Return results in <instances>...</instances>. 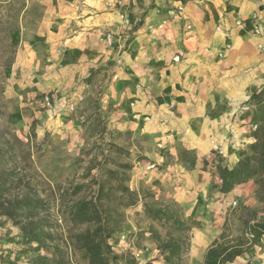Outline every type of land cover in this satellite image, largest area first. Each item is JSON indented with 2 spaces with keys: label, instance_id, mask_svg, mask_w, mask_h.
<instances>
[{
  "label": "crops",
  "instance_id": "crops-1",
  "mask_svg": "<svg viewBox=\"0 0 264 264\" xmlns=\"http://www.w3.org/2000/svg\"><path fill=\"white\" fill-rule=\"evenodd\" d=\"M179 4L185 7L183 17L159 28L155 8ZM256 11L262 12L264 23V3L257 0H29L14 35L16 58L7 75V94L13 96L11 109L6 99L9 119L11 113L12 120L26 121L33 112L38 118L42 112L36 110V96L57 91L61 97L76 86L86 106L110 105L111 130L145 141L143 152L138 150L144 161L134 165L144 173L140 180L133 177L131 188L145 184L158 198H173L202 222L193 231L191 250L198 255L196 264H204L208 247L223 231L231 202L259 207L253 180L227 194L219 191L212 145L214 141L226 151L222 164L233 166L254 142L253 111H243L240 103L264 83V57L251 32ZM188 23L191 31L184 29ZM107 33L113 34L112 45L105 40ZM209 49L215 52L207 56ZM221 50L227 54L224 58ZM100 72L107 88L98 102L93 80ZM65 119L68 127L75 124L71 116ZM180 144L195 151V168L179 162ZM151 164L155 168L148 169ZM133 210L145 217L142 205ZM130 219L133 216L115 236L136 230ZM245 262L264 264L263 246L252 247L231 264Z\"/></svg>",
  "mask_w": 264,
  "mask_h": 264
},
{
  "label": "trees",
  "instance_id": "trees-1",
  "mask_svg": "<svg viewBox=\"0 0 264 264\" xmlns=\"http://www.w3.org/2000/svg\"><path fill=\"white\" fill-rule=\"evenodd\" d=\"M28 1L0 0V217L4 218L0 227L10 222L20 228L23 244L34 246L36 252L30 264H71L69 250L78 251L86 264H141L131 250L115 251V235L128 222L127 210L142 205L149 225L136 235L143 238L147 234V239L164 256L165 264H185L183 258L190 250L193 231L201 228L202 222L188 215L173 198H158L149 186L131 188L134 163L127 146L111 140L102 151L99 175H93L91 167L83 175L84 182L68 186L57 183L47 188L32 171L33 154L41 148L34 145L36 123L33 122L27 141L12 138L14 127L9 120L3 70L15 62L17 48L11 37L17 28L13 20ZM246 103L253 105L254 142L233 166L222 164L218 157L216 169L221 179L219 191L224 194L253 180L259 207L244 206L238 223L227 216L222 233L206 251L204 264H231L252 247L263 246L264 90L254 92ZM168 157L173 158L170 153ZM178 160L190 170L196 166L197 155L192 149L179 148ZM93 187L97 188L94 195H82ZM42 251L52 252L55 259Z\"/></svg>",
  "mask_w": 264,
  "mask_h": 264
},
{
  "label": "rangeland",
  "instance_id": "rangeland-1",
  "mask_svg": "<svg viewBox=\"0 0 264 264\" xmlns=\"http://www.w3.org/2000/svg\"><path fill=\"white\" fill-rule=\"evenodd\" d=\"M24 10L17 12L14 16L13 24L17 28V32L24 21L23 15H26ZM184 29L187 30V27ZM15 34L11 37L14 46H16V42L14 41ZM229 50L230 49L226 47V51ZM212 52L215 51L209 49L205 51V54L208 56L213 54ZM221 52L224 58L227 54L222 50ZM11 67L3 70L5 83H7V75L10 73ZM213 68L216 70L219 69L217 66ZM101 75L102 72H100V75H95V79L93 80L94 97L98 102L106 95L105 89L107 88L103 83L104 78ZM262 79L263 78L260 80ZM101 80L102 83H100ZM77 88L78 86L72 88L66 93H62L61 97L57 96V91H50L42 96H36L34 98L37 100L36 110L42 112L39 114L38 118L35 117V113L33 112L30 118H26V121H14L11 119L10 113L9 120L14 127L12 138L17 141H27L32 130V124L33 122L36 123L35 131L37 133V139H34V145H36L35 147L41 145V148L36 150L33 154L32 171L36 175L38 181H41V185H45L47 188L49 186H54L57 183L68 186L73 183L84 182L83 175L91 167L94 168L93 175H99V169L101 167L99 165L103 162L102 151L108 148L107 145L111 140H115L117 143L127 146L130 149V159L133 161L134 165L135 163H142L144 161V155H142L141 152H138V150L143 152L144 139L131 140L129 132L120 135L117 132V129L111 130V106L109 105L106 109L101 106L99 107V105L97 107V104L93 106L87 104L86 106L85 98L83 100L80 99L79 93L77 94ZM260 88V90H264V83L261 84ZM80 93L82 96L85 95V92ZM46 96L50 98L53 106L49 107L45 104L44 98ZM5 97L9 101L11 109L13 96L10 93L7 94V87ZM195 99L196 98H194V100ZM245 102L246 101L240 103V105L243 106ZM13 103L16 105L18 101L15 100ZM193 103H195V101H193ZM55 104L56 108L53 109ZM71 105H73V107ZM192 109L193 106L191 107V110ZM55 111L58 113H55ZM82 112L85 113L83 120L79 119V121H77L76 118H78ZM67 115L74 119L75 124H73V126L68 127L66 125L65 118H67ZM98 118H100L99 123L97 122ZM78 122L80 123L78 124ZM179 147L180 149L184 148L182 144H180ZM213 157L218 159V155L216 154L213 155ZM122 159L127 160L126 158H121V160ZM4 164L8 168L10 167V164ZM142 173L144 172L141 170V167L133 169L131 180L133 177L134 181L137 179L140 180L141 178L138 177L142 176ZM141 183L142 182L139 181L138 185L140 186ZM96 189V187H93L90 191H86V193L84 192L82 195H94ZM236 202V206H233L231 202L230 206L227 208L226 214L235 223H238L239 214L245 205L241 204L238 200H236ZM134 208L135 207L130 208L131 213L129 216L130 218L133 216V219L130 220L135 221V227L137 228L136 230L134 229L132 233L126 232L127 234L123 233L118 237L115 236L116 239H118V245L115 246V251L117 253H123L127 250H131L134 256L135 253L139 251L140 257L137 260L141 264L147 262H152L153 264H165L164 256L156 247L152 246V242L147 239L148 236L146 235V237L139 238V236L136 235L140 229L147 228L149 221L145 217L138 216V214L134 212ZM53 213L57 215L56 211ZM57 217H59V215H57ZM0 221H4V218L0 217ZM59 221L61 224L65 225V222L60 220V217ZM125 226H127V224ZM125 229L126 227H124L122 231H125ZM33 247L34 246L23 244L22 234L19 227L14 226L10 222L4 223L0 227V264H30V259L36 254ZM42 253L51 260L55 259L52 252L42 251ZM68 253L71 258V264H86L78 251L69 250ZM196 256L193 254L190 247V250L184 256L183 261L185 264H196ZM241 264L252 263L245 262Z\"/></svg>",
  "mask_w": 264,
  "mask_h": 264
},
{
  "label": "built area",
  "instance_id": "built-area-1",
  "mask_svg": "<svg viewBox=\"0 0 264 264\" xmlns=\"http://www.w3.org/2000/svg\"><path fill=\"white\" fill-rule=\"evenodd\" d=\"M259 1L260 3H264V0H257ZM166 9H163L162 7H156L155 10H154V15L155 16H158V17H161V22L159 24V28H163L167 21L169 20H172V19H180L183 17L184 15V11H185V7L184 5L182 4H179V5H169V6H165ZM166 13V14H164ZM261 13L260 11H256L252 14V21H253V25H252V29H251V32L252 34L258 38L259 42H258V49L259 51L261 52V54L263 55L264 57V23H263V18L261 16ZM165 15L162 17V15ZM187 27V30H192V25L191 24H187L186 25ZM149 29L152 30V31H155L156 28L154 25H149ZM223 28H221V26H218L217 27V31L221 32ZM105 40L110 44L112 45L113 44V40H114V37H113V34L112 33H107V35L105 36ZM230 45H228L229 47ZM220 55L222 56V52H219ZM180 57L179 55H176L174 57V60L175 61H179ZM44 102L47 106H53L52 102L50 101V98L48 96H46L44 98ZM73 107V105H71ZM253 109V105H251L250 103H245L243 104L242 106V110L245 111V112H250L252 111ZM256 128V127H255ZM213 150L214 152L216 153V155H218L220 158H222V161L223 159H226L228 157L226 151H224L216 142L213 141ZM155 168V165L154 164H151V165H148V169H153ZM232 205L233 206H236L237 205V202L236 201H233L232 202ZM135 257L137 259H139L140 257V253L139 251L135 253Z\"/></svg>",
  "mask_w": 264,
  "mask_h": 264
},
{
  "label": "bare ground",
  "instance_id": "bare-ground-1",
  "mask_svg": "<svg viewBox=\"0 0 264 264\" xmlns=\"http://www.w3.org/2000/svg\"><path fill=\"white\" fill-rule=\"evenodd\" d=\"M206 241V240H205ZM199 242V241H198ZM207 243V242H206ZM204 245V244H203ZM202 247V246H201ZM195 248V247H194ZM204 249V248H203ZM202 253V252H201ZM203 254V253H202ZM196 255V254H195Z\"/></svg>",
  "mask_w": 264,
  "mask_h": 264
}]
</instances>
